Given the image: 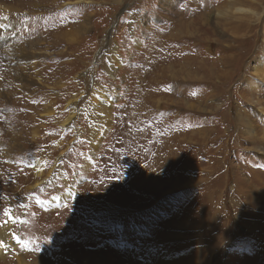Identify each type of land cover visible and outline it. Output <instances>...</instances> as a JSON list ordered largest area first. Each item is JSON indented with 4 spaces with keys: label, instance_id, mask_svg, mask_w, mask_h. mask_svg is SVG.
I'll return each mask as SVG.
<instances>
[{
    "label": "rangeland",
    "instance_id": "obj_1",
    "mask_svg": "<svg viewBox=\"0 0 264 264\" xmlns=\"http://www.w3.org/2000/svg\"><path fill=\"white\" fill-rule=\"evenodd\" d=\"M228 2L0 0V264H264V0Z\"/></svg>",
    "mask_w": 264,
    "mask_h": 264
},
{
    "label": "bare ground",
    "instance_id": "obj_2",
    "mask_svg": "<svg viewBox=\"0 0 264 264\" xmlns=\"http://www.w3.org/2000/svg\"><path fill=\"white\" fill-rule=\"evenodd\" d=\"M240 1V0H239ZM247 2H248V0H247ZM195 3V2H194ZM237 3V2H236ZM246 3V2H245ZM192 4V3H191ZM226 4V3H225ZM228 4H230V6H232L233 7V5H235V3H234V0H229V2H228ZM240 4V3H239ZM34 4H31V6H33ZM193 5V4H192ZM198 5V4H197ZM199 5H200V7H197V8H195V9H192V10H190L189 11V9L188 10H185V14H183L184 15V17L182 16V18L179 20V21H177V23L171 28V32H170V34L168 35L169 37H167V39H168V41H167V43L169 44V46L171 47V48H180L181 46L180 45H184V43H185V39H184V35H185V33H186V30H187V28L189 27V24H186L187 22H184V20L185 19H188V18H186L187 17V15L186 14H192V13H195V14H197L198 15V10L200 9V8H206V7H210L212 4H209L208 2H206V3H204L203 1L202 2H199ZM247 5V4H246ZM245 5V6H246ZM36 6V5H35ZM34 6V7H35ZM221 6V5H220ZM224 6V5H223ZM222 6V7H223ZM227 6V5H226ZM196 7V6H195ZM225 7V6H224ZM221 8V7H220ZM234 8H236V6H234ZM206 10V9H205ZM222 11V10H221ZM235 11H237V12H239V13H242L243 12V9H241V8H236V10ZM226 12V11H225ZM233 12V11H232ZM217 13H219V12H217ZM245 13V12H244ZM180 14V13H179ZM246 15V14H245ZM229 16V15H228ZM184 18V19H183ZM245 18H246V20H249V17L247 16H245ZM248 18V19H247ZM4 19V18H3ZM221 21V20H220ZM222 22V21H221ZM221 24V23H220ZM243 26H240V28H242ZM54 40V39H53ZM10 47V46H9ZM12 48V47H11ZM169 48V47H168ZM9 49V48H8ZM170 49V48H169ZM173 50V49H172ZM6 51V50H5ZM166 51V50H165ZM183 52H185V50H181V51H179V53H176V56H175V60H177V59H179V58H182V56L184 55L183 54ZM172 54V53H171ZM198 56V55H197ZM195 57V58H188V57H186V58H184V59H182L185 63H184V65L182 66V65H179V67H181L180 69H182L181 71L179 70L178 72H181V74L182 75H185V71L183 70V69H186L188 66H193V74H195L196 76H199V73H201L202 71H203V65L204 64H201V62H200V60H198L199 58L198 57ZM202 57V56H201ZM171 61V60H170ZM172 66V65H171ZM170 69H171V67H169ZM169 68H167V72L169 71L170 73H171V71L170 70H168ZM188 69V68H187ZM189 70H190V68H189ZM187 73H189V72H187ZM174 74V73H173ZM263 74V73H262ZM158 76H161V74H158ZM174 76V75H173ZM191 76V75H190ZM96 87V86H95ZM152 90V89H151ZM93 91V95L95 94V91H94V89L92 90ZM104 94V93H103ZM105 95V94H104ZM77 98L78 97H76V99H75V102H77ZM93 98V97H92ZM103 99H104V97H103V95H101V98H100V102H98V103H95L94 102V99H93V101H91L92 102V105L94 106V112L95 113H98V111L95 109V107L96 108H99L100 106H102L103 104H105V102L103 101ZM106 99V98H105ZM107 100V99H106ZM107 103V102H106ZM69 105H72L73 106V103H70ZM73 107H75V105L73 106ZM75 114V113H74ZM75 116V115H74ZM70 117H71V115H70ZM69 120V119H68ZM67 120V121H68ZM70 121V120H69ZM67 123L66 122H64V125H66ZM263 136H256L255 137V142L254 143H264V133L262 134ZM89 139V138H88ZM167 145V144H166ZM168 149V148H167ZM167 149H166V152H167ZM156 151V150H155ZM263 154H264V149H263V152H262ZM170 161V160H169ZM145 172V171H144ZM140 174V173H139ZM145 175V174H144ZM143 175V176H144ZM142 178V177H141ZM256 178V177H255ZM260 179V178H259ZM262 180V179H261ZM263 181V180H262ZM134 182V181H133ZM244 182V181H243ZM261 182V181H260ZM41 181L40 182H38V183H36L35 185H33L32 187H31V189L32 188H35V187H38V186H40L41 185ZM141 184V183H140ZM143 185V184H142ZM141 185V186H142ZM256 185H258V183H257V181L256 180H253V182H251V183H249V201L250 202H252V203H254L255 204V202H256V200H257V198H258V195H259V191H261L262 189L264 190V184L261 186V188H259L258 186H256ZM129 186L131 187V188H135V191H137V190H139V189H141L142 190V188H140V187H138L139 186V183L138 182H134V183H132L131 185L129 184ZM131 200H132V198H131ZM254 208V207H253ZM254 219V218H253ZM257 220V219H256ZM257 228H259V226L257 227ZM252 229V231H256V229L254 228V227H252L251 228Z\"/></svg>",
    "mask_w": 264,
    "mask_h": 264
},
{
    "label": "snow or ice",
    "instance_id": "obj_3",
    "mask_svg": "<svg viewBox=\"0 0 264 264\" xmlns=\"http://www.w3.org/2000/svg\"><path fill=\"white\" fill-rule=\"evenodd\" d=\"M5 215H6V216H10V214L7 213V212L5 213ZM10 218H11V217H10ZM0 246H3V242H2V241H0Z\"/></svg>",
    "mask_w": 264,
    "mask_h": 264
}]
</instances>
